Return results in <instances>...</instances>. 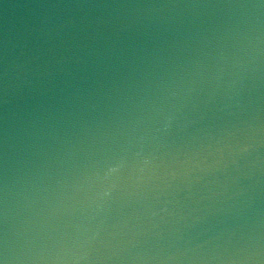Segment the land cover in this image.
Segmentation results:
<instances>
[{
    "label": "water",
    "instance_id": "water-1",
    "mask_svg": "<svg viewBox=\"0 0 264 264\" xmlns=\"http://www.w3.org/2000/svg\"><path fill=\"white\" fill-rule=\"evenodd\" d=\"M0 264H264V0H0Z\"/></svg>",
    "mask_w": 264,
    "mask_h": 264
}]
</instances>
